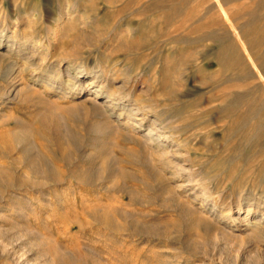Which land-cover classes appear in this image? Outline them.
<instances>
[{"label":"rangeland","instance_id":"1","mask_svg":"<svg viewBox=\"0 0 264 264\" xmlns=\"http://www.w3.org/2000/svg\"><path fill=\"white\" fill-rule=\"evenodd\" d=\"M2 35L0 264H264V0H0Z\"/></svg>","mask_w":264,"mask_h":264},{"label":"bare ground","instance_id":"2","mask_svg":"<svg viewBox=\"0 0 264 264\" xmlns=\"http://www.w3.org/2000/svg\"><path fill=\"white\" fill-rule=\"evenodd\" d=\"M51 28H53V27H51ZM57 28H58V26H56V27H54L53 29H52V31H50L49 33L51 34V32L52 33H55L56 32V30H57ZM53 36V35H52ZM48 37V36H47ZM9 41V42H11L12 43V45L14 46V45H16V44H18V39H16V38H12V37H10L9 35H2V36H0V43L1 42H3V41ZM34 40V39H33ZM37 40V39H36ZM48 47V46H47ZM47 56V55H46ZM45 56V57H46ZM6 58V57H5ZM15 69V68H14ZM3 71V70H2ZM21 72V71H20ZM93 71H90V72H85L84 70H82V69H79L78 70V72H77V74L76 75H73L72 73H71V71H70V69L69 68H66V70L65 71H63V74H65L68 78H66L65 80L70 84L71 82H73V80H76V78H88V77H91L90 79L91 80H89V82L87 83V85H86V88L88 89V90H90V91H92L94 94H95V96H91L90 98L92 99V100H95V103L96 104H98V105H100V106H102L103 105V107H105V112L107 113V115L108 116H111V115H113V114H115V113H118L119 114V116H122V115H124L125 113H124V110H125V106H127V105H131L130 103H127L126 102V99L124 98L125 96H123V95H121L120 93H117V91H113V92H111V93H107V91L106 90H104L105 88H104V85H100L99 87H97V88H94V85H96L95 83H97L98 82V80H97V78L99 77V74H97V72L95 73V74H93L92 73ZM16 74V73H15ZM16 76H18L17 74H16ZM51 79H52V77H50ZM49 78V79H50ZM10 79V78H9ZM17 79V78H16ZM22 79V78H21ZM106 79V78H105ZM80 80V79H79ZM83 80L84 79H81V82H83ZM14 82H15V80H14ZM28 83V82H27ZM67 83V84H68ZM68 84V85H69ZM72 84V83H71ZM25 85V84H24ZM47 85V84H46ZM8 86V85H7ZM28 86V85H27ZM26 86V89H24V88H22V90H20V89H18V90H16V87L15 86H13L11 89H9L8 90V88L9 87H7V89H6V92H3V96H2V98L3 99H5L4 101H8V100H10V99H20V100H25V101H27V100H32V99H34L33 98V95L34 94H36L35 93V91L33 90V88H31V87H27ZM93 89V90H92ZM5 91V90H4ZM123 91V90H122ZM81 92H84L83 91V89L81 90V91H79L78 93H81ZM79 95V94H78ZM101 96H106V97H108V101L110 102V104H102V103H100V101H98V97H101ZM39 98V97H38ZM43 101V100H42ZM29 102H31V101H29ZM33 102V101H32ZM3 103H5V102H3ZM41 104H43V103H41ZM23 105V104H22ZM35 105V104H34ZM42 107V106H41ZM101 108V107H100ZM118 109H120V111L118 110ZM131 110H130V112L129 113H131L130 115L131 116H133V115H136V114H138L139 113V109H138V107L137 106H133L132 105V107L130 108ZM39 110V109H38ZM42 110V109H41ZM103 110V111H104ZM104 112V113H105ZM105 113V114H106ZM13 115V114H12ZM40 116H41V114H40ZM42 119V118H41ZM126 122H128V120L126 121ZM25 124H27V123H25ZM109 125V124H108ZM27 126V125H26ZM29 127V126H28ZM111 128V127H110ZM115 130V129H114ZM103 131V130H102ZM157 133L154 131V129L153 128H150L149 129V131H148V135L150 136V135H156ZM157 136L158 137H160V138H162V139H166L167 138V136L166 135H164V134H157ZM155 137V136H154ZM154 137H153V139H154ZM148 140H149V138H148ZM155 141L157 140V139H154ZM151 141H153V140H151ZM157 142H158V140H157ZM151 143V142H150ZM159 143V142H158ZM159 146V145H158ZM29 147V146H28ZM176 163V162H175ZM48 177L50 178V179H52L53 181H57L58 180V178H59V172L58 171H56L54 168H48ZM43 182V181H42ZM61 183V182H60ZM68 183V182H67ZM193 182H191L190 180H189V182H188V184H186V185H190V184H192ZM49 184V183H48ZM57 186V185H56ZM56 186L55 187H53V188H50V189H46V190H42L41 192H40V194L42 195V197H41V205H50V202H52V201H59L58 199H60L61 198V196H62V190L63 189H61V192H54L55 194H54V197H53V192L52 191H56ZM51 187V186H50ZM191 188H193V192L194 193H197V192H199L200 191V189H198V187L196 188V187H194V186H192ZM195 189V190H194ZM64 193V192H63ZM197 195V197L199 196H202L203 197V193H197L196 194ZM206 195V194H205ZM204 195V196H205ZM24 198V197H23ZM52 198H54L53 200H52ZM33 199V198H32ZM14 200V199H13ZM31 200V199H30ZM15 202V201H14ZM26 202H27V200H26ZM32 203V202H31ZM30 203V204H31ZM31 205H33V204H31ZM30 208V207H29ZM240 208V207H239ZM3 210H5V211H7V212H10L11 214H10V216H19V217H21V218H24V216H25V214H27L29 211H27V208L26 207H24V204H16V206L15 207H13V208H9L8 206H4L3 208H2ZM31 209H33L32 207L30 208V210ZM37 211V210H36ZM35 211V212H36ZM227 212V215H232V208H230V209H228V210H226ZM247 216L246 217H244L245 219H243V217L241 218V220H249V217H248V215L250 214V208H248L247 209ZM252 211V210H251ZM34 213V212H33ZM242 213V212H241ZM30 214V213H29ZM263 214V213H262ZM264 215V214H263ZM238 218H240V216H237L236 215V219H238ZM246 221V224H247V226H249V228L252 230V235L253 236H258V237H261L262 236V233L264 232V230H262L260 227H259V224H260V218H259V220H258V218L257 219H255V220H249V221ZM18 222V221H17ZM248 228V227H247ZM0 229L1 230H3L4 228H2V227H0ZM6 229V228H5ZM4 229V230H5ZM7 230V229H6ZM251 233V232H250ZM263 235H264V233H263ZM262 237H264V236H262ZM50 238H52V237H50ZM13 239V238H12ZM53 239V238H52ZM18 240V239H17ZM251 240V239H250ZM19 241V240H18ZM261 241V240H260ZM257 242V241H256ZM259 247V246H258ZM62 249V248H61ZM61 249H59V250H61ZM258 249V248H257ZM261 250V249H260ZM56 251H57V249H56ZM264 251V250H263ZM58 252V251H57ZM264 253V252H263ZM65 255H66V253H65ZM57 258L55 259V261H57V260H59V261H61V260H63V255H61V254H58L57 253ZM97 259H99V258H97ZM54 261V262H55ZM99 261V260H98ZM68 264H73V261H71V260H67L66 261ZM108 264V263H107Z\"/></svg>","mask_w":264,"mask_h":264}]
</instances>
